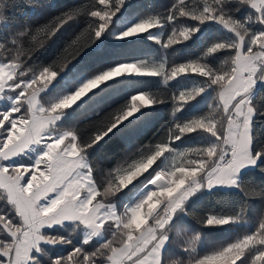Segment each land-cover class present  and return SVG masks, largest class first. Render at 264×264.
Returning <instances> with one entry per match:
<instances>
[{
    "label": "snow or ice",
    "instance_id": "6c2138e0",
    "mask_svg": "<svg viewBox=\"0 0 264 264\" xmlns=\"http://www.w3.org/2000/svg\"><path fill=\"white\" fill-rule=\"evenodd\" d=\"M0 264H264V0H0Z\"/></svg>",
    "mask_w": 264,
    "mask_h": 264
},
{
    "label": "trees",
    "instance_id": "16d2710c",
    "mask_svg": "<svg viewBox=\"0 0 264 264\" xmlns=\"http://www.w3.org/2000/svg\"><path fill=\"white\" fill-rule=\"evenodd\" d=\"M49 0H37L38 4H46L48 3ZM55 3L64 5V6H71L73 3L76 2V0H54ZM144 2L149 3V4H156V5H160L166 2V0H144ZM147 135H150V133H148ZM147 138V137H145ZM110 148H112L113 146H109ZM257 206V205H256Z\"/></svg>",
    "mask_w": 264,
    "mask_h": 264
},
{
    "label": "rangeland",
    "instance_id": "374dc122",
    "mask_svg": "<svg viewBox=\"0 0 264 264\" xmlns=\"http://www.w3.org/2000/svg\"><path fill=\"white\" fill-rule=\"evenodd\" d=\"M256 208L258 209L259 208V204L257 203V206H256Z\"/></svg>",
    "mask_w": 264,
    "mask_h": 264
}]
</instances>
